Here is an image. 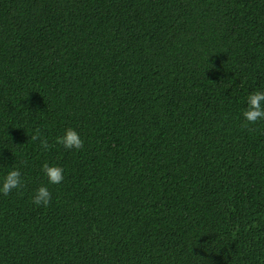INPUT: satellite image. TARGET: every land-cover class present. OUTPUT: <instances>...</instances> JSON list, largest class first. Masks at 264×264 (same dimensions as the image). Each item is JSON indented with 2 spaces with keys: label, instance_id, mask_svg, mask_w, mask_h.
<instances>
[{
  "label": "trees",
  "instance_id": "obj_1",
  "mask_svg": "<svg viewBox=\"0 0 264 264\" xmlns=\"http://www.w3.org/2000/svg\"><path fill=\"white\" fill-rule=\"evenodd\" d=\"M0 264H264V0H0Z\"/></svg>",
  "mask_w": 264,
  "mask_h": 264
}]
</instances>
